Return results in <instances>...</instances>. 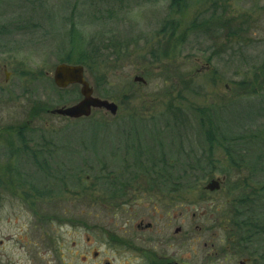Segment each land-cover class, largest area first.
<instances>
[{"label":"rangeland","instance_id":"1","mask_svg":"<svg viewBox=\"0 0 264 264\" xmlns=\"http://www.w3.org/2000/svg\"><path fill=\"white\" fill-rule=\"evenodd\" d=\"M172 20L175 34L162 30ZM83 49L96 64H82L95 95L116 102V115L51 113L81 99L78 85L59 89L51 75L81 64L64 59ZM24 123L39 155L20 151L11 128ZM14 153L23 176L2 170L16 165ZM135 159L199 170L182 182L197 186L189 200L226 176L214 207L188 209L191 264H264V235L237 223L264 218V0H0V264H85L88 238L104 255L106 227L129 220L133 232L134 217L104 194L135 184L124 173ZM118 250H108L114 264H133Z\"/></svg>","mask_w":264,"mask_h":264},{"label":"flooded vegetation","instance_id":"2","mask_svg":"<svg viewBox=\"0 0 264 264\" xmlns=\"http://www.w3.org/2000/svg\"><path fill=\"white\" fill-rule=\"evenodd\" d=\"M10 156L15 158L16 165L13 166L10 163L2 170L10 172L16 177L23 176L18 158H16L19 155L15 153L14 155L8 154V157ZM34 157L35 155L30 157L32 166L36 165ZM138 161V159H135L132 164H125L124 166V173L128 175L132 173L135 177L132 181L135 184H110L107 185V191L104 194L106 204L114 205L121 209L123 214L128 213L134 217L133 232L128 229L129 220H125L121 226H116L115 231L106 227L108 232L104 233V244L107 249L104 250V255L103 251L95 248L91 239L88 238L85 254L81 256L83 263L114 264L115 259L109 256L108 250L119 251L118 249H123L124 253L130 254L129 257L133 260V264H191L185 251L189 237L186 221L188 209L196 204H208L210 207H214L216 201L211 200L210 197L212 193L214 194V191H207V187H205L206 189L204 188L203 192H197L199 198L196 201L189 200L190 192H192V189L196 190L197 186L189 187L182 184V182L186 181L185 177L188 173L192 172L191 175L198 174L200 173L199 170H196L197 172L195 170L176 172L171 169L156 168V164L153 162L148 165L151 168H144ZM152 166H155V168ZM174 172L181 174L179 180L181 184H174L177 181L173 178ZM179 174L176 175L179 176ZM10 183L18 188L22 181L15 179ZM201 196H207V199H201ZM35 205L33 206L35 207ZM30 206V208H33L32 205ZM174 222L181 223L174 225ZM73 245L76 246V243L74 242ZM74 251L72 249L69 252L76 257L77 253ZM214 253H217V251ZM71 262L74 264L73 261ZM241 262L246 264L244 261Z\"/></svg>","mask_w":264,"mask_h":264},{"label":"water","instance_id":"3","mask_svg":"<svg viewBox=\"0 0 264 264\" xmlns=\"http://www.w3.org/2000/svg\"><path fill=\"white\" fill-rule=\"evenodd\" d=\"M86 72V68L82 64L60 63L55 67L51 75L55 86L59 89H67L71 86L78 85L82 97L72 104L53 108L51 113L70 118L71 120L89 117L95 110H104L111 115L117 114L118 104L114 101L96 96L94 86L88 80ZM8 78L9 72L6 71V81ZM135 81L145 82V79L137 76ZM225 180L226 176H223L221 179H212L206 187L211 191L218 190ZM241 264L244 263L241 262Z\"/></svg>","mask_w":264,"mask_h":264},{"label":"trees","instance_id":"4","mask_svg":"<svg viewBox=\"0 0 264 264\" xmlns=\"http://www.w3.org/2000/svg\"><path fill=\"white\" fill-rule=\"evenodd\" d=\"M185 1L186 0H171V4L174 7L181 8ZM200 24L201 23H193L192 26L199 27ZM166 26H168V27H166ZM178 27H179L178 22L176 20H172V21H169L168 23H166L165 26L162 28V30L167 31V29H170L172 31V34H175ZM71 32L75 33L77 35L79 33L78 29L75 28V26H72ZM96 49H98V47H93L92 51L95 52ZM103 49L104 48H100V52ZM70 52L71 51H69V54L66 56L64 61L84 64L87 67V69H89V70L92 69V65H96L94 59L91 58V56L89 55L90 53H88L86 49L79 51V54H78V56L75 57V59L71 58L70 55H72V54ZM75 86H77V85H74V87ZM64 91H66V90H64ZM42 108L44 109V107H42ZM11 129L17 134L18 138L21 140V146L23 147V149L22 150L20 149V151L31 152L34 154H36V153L38 154L40 152L39 150H34V149L30 148V146H29L30 140L27 139L28 137L26 134V132H28V130L30 129L29 123H24L22 125L20 124L19 126L11 128ZM229 137L230 136H225L224 139L226 141H229L230 140ZM37 159H39V158H37ZM44 161H46V160H44ZM238 214H239V210H238ZM237 220H238L237 221L238 225L240 227H244L246 232L249 233L251 237H254L256 235H261V234L264 235V218H263V220L259 219L260 222H258L254 218H252V219L249 217L239 218L237 215Z\"/></svg>","mask_w":264,"mask_h":264}]
</instances>
